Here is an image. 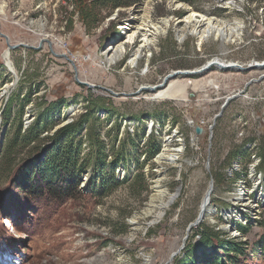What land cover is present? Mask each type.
<instances>
[{
  "label": "rangeland",
  "instance_id": "374dc122",
  "mask_svg": "<svg viewBox=\"0 0 264 264\" xmlns=\"http://www.w3.org/2000/svg\"><path fill=\"white\" fill-rule=\"evenodd\" d=\"M147 3L154 23L169 18L174 24L191 10L216 19L241 20L246 25L243 39L227 44V48L222 41L210 39L200 47L195 37L180 41L171 27L158 36L152 54L145 53L136 66H131L130 60L141 46V35L125 45L126 53L118 62L108 66L106 48L128 41L120 26ZM1 4L7 14H0L1 31L12 45L24 43L35 49L12 52L19 79L14 85L15 77L3 59L7 44L0 37V88L14 85L10 93L0 96V264H145L147 258L149 264H166L182 247L188 225L198 217L212 180L211 207L217 208L214 212L218 214L212 220L210 212L202 228L192 231L182 253L168 264L201 262L199 249L189 256H197L193 263L185 253L197 247L204 231L219 232L222 242L244 244L246 253L236 264H264V207L255 217L244 212L248 219L234 222L242 236L222 228L226 223L223 213L234 207L230 197L238 182L254 187L252 164L257 165L258 176L262 173L261 189L264 187V80L230 102L214 125L225 99L244 90L245 84L258 79L264 70L244 73L213 68L199 76L176 77L155 92L137 94L142 86H158L174 72L195 71L219 57L245 66L264 61V0H136L108 16L106 9H100L105 18L91 29L68 0H0ZM45 34L56 55L72 53L73 58L68 57L76 69L56 56L47 42L39 45ZM99 86L132 95L114 97ZM158 94L164 97L149 100ZM71 106L80 109L73 122L85 118L88 123V130L76 139L86 165L79 188L82 195L63 203L21 196L13 185L19 170L46 155L42 147L67 122L64 113ZM27 112L32 120L29 125ZM151 120L157 123L158 133L148 134L147 122ZM129 122L136 123L133 131L125 125ZM36 125L41 135L27 141L26 131ZM196 125L205 128L204 135L195 134ZM124 126L126 130L121 132ZM174 131L183 139L172 143L173 148L184 146L180 167L165 161L158 165L155 157L163 148L162 140ZM91 132L105 143L101 172L95 168L97 154ZM116 161L119 163L114 165ZM235 162L239 169L230 174ZM161 166L167 173L163 184L174 195L181 189L179 196L162 220L149 224L152 218L140 219L141 228L134 231L130 222L143 212L154 193L152 181ZM119 168L126 171L124 179L117 177ZM103 184L109 187L101 196ZM255 197L256 192L251 195ZM213 247L208 245V254ZM218 255L220 260L215 263L226 261L224 253Z\"/></svg>",
  "mask_w": 264,
  "mask_h": 264
},
{
  "label": "bare ground",
  "instance_id": "6f19581e",
  "mask_svg": "<svg viewBox=\"0 0 264 264\" xmlns=\"http://www.w3.org/2000/svg\"><path fill=\"white\" fill-rule=\"evenodd\" d=\"M140 8H137L132 12L131 21L120 26V29L125 31L128 35V41H121L106 48L105 55L106 64L108 66H112L116 62H118L119 59H121L126 53L127 48L125 47V45L134 43L140 35L143 37V39L141 40V46L138 48L135 54L133 53L134 55H132V58L130 60L131 66H136L139 59L145 53H149V55H151V47L155 46V44L157 43L158 36L167 34L171 27L176 30L177 34L179 35L180 41L186 40L188 37H195L198 41V45L201 47L204 42L209 41L210 39H213L214 41L220 40L222 41V44L225 48H227V44H235L239 41L241 42L244 36V30L246 28V25H244V22H242L241 20L237 19L235 21H231L227 19H218V17L216 19L207 15H203L201 13H196L192 10L189 11L188 16L184 20H177V22H175L174 24H171V20L169 18H164L160 22L154 23L151 19V9L149 8V3H147L143 9ZM0 14L7 16L5 12V5H0ZM43 26L44 25H42L41 27L43 28ZM42 36L45 40L49 38L47 34ZM57 44L61 45L59 42H57ZM11 57L12 56L8 58V51L5 50V53L3 54V59L5 62H7L10 69L12 71H15L14 63L12 62ZM212 62L215 64V67L217 69L220 68V66L227 67L234 64H240L239 62L223 60V58L221 59L220 57L218 59H213ZM252 65H254V63H252ZM89 85L94 86L92 84ZM187 85L191 84L187 83ZM156 87L165 88V86H162L161 84L150 88ZM11 88V85H7L5 87L0 88V96H6L8 93L11 92L9 91ZM144 88L149 87L145 86ZM159 88H157L156 90H158ZM163 97V94H158L157 96L151 97L149 100H160V98ZM79 110V107L71 106L70 108L66 109V112L69 115H75L79 112ZM26 120V125H29L31 122L30 112H27ZM150 131L151 130L148 129V132ZM163 139V149L155 157V161H158V165H161V161H165L169 165H176L180 167L179 161L184 152V146L182 145L178 146L177 148L174 147L175 149L173 148L172 143L174 142L175 134L169 136L165 135ZM256 167V164H252L250 169V179L252 181V184H254L253 189L248 188L245 181L241 180L237 184L238 188L235 190L234 193L231 194L230 197V201L234 205L233 209L224 212L226 223L223 224L222 228L229 231L232 235L235 236H242V234L239 232L238 226L234 222L243 223L247 220L246 216L244 215V212L248 213L252 217H255L257 213L262 209V207H264V187L261 189L262 173L260 176H258ZM236 169H239L238 163H235V166L229 171L230 174H232L233 171ZM166 176L167 173L164 170L163 166H161V170L159 171L155 179H153L152 181V188L154 189V193L151 195L150 200L145 205V209L143 210V212L134 216L130 222L134 231H137L139 228H141L139 225L140 219L150 217L152 218V222H150L149 224L158 223L160 220L163 219L168 209L175 201L176 195L172 194L168 187L163 184ZM255 192L256 197L251 198V195ZM207 211H213L211 217L212 220L214 219V215L216 216L218 214L215 213L216 208H213L211 206L208 207ZM149 262L150 258H147L145 264H149Z\"/></svg>",
  "mask_w": 264,
  "mask_h": 264
},
{
  "label": "trees",
  "instance_id": "16d2710c",
  "mask_svg": "<svg viewBox=\"0 0 264 264\" xmlns=\"http://www.w3.org/2000/svg\"><path fill=\"white\" fill-rule=\"evenodd\" d=\"M73 4L75 10L79 13L81 21L89 28H95L100 24L105 16L101 14L100 9H106L107 15L111 14L118 7L128 6L131 3H136V0H68ZM71 19V17H70ZM69 25L72 26V19L69 20ZM6 107V106H5ZM4 107V108H5ZM6 109V108H5ZM8 110V109H7ZM6 111V110H5ZM66 118V115H64ZM85 118L73 123L61 126L50 137V142L42 147L46 153L38 160H32L26 167L19 170L16 180L14 181L15 190L21 195L37 201L55 200L57 203L65 202L74 196L82 195L80 188L82 175L85 171V163L80 158L81 150L79 149L78 137L87 129L88 123ZM32 126V125H31ZM31 135H27V141L33 138H38L41 135L38 125L29 127L26 131ZM93 147L96 149L97 159L95 168L102 171L105 164L106 148L104 142L99 137L91 132ZM124 146V141H121ZM119 161L114 162L117 165ZM116 186L118 182L115 181ZM108 184L101 186V196L107 194ZM99 195V196H100ZM202 227L198 228L199 231ZM219 232L204 231L200 238V243L192 250L185 253L190 263L195 262V259H190V255L197 249L201 262L197 264H217L219 252L224 253L226 261L221 264H236L240 258L246 253L244 244L234 241L220 239ZM215 243V244H214ZM213 244L212 253L208 254L206 248ZM204 259V260H203Z\"/></svg>",
  "mask_w": 264,
  "mask_h": 264
},
{
  "label": "water",
  "instance_id": "95a60500",
  "mask_svg": "<svg viewBox=\"0 0 264 264\" xmlns=\"http://www.w3.org/2000/svg\"><path fill=\"white\" fill-rule=\"evenodd\" d=\"M0 37H2L3 39H5V41H6L7 51H8V58H10V56H11V54H12L13 51H15V50H17L19 48L35 49L34 47L29 46V45H26L24 43H19L18 45H12L11 44V41H10V38L4 32L1 31V20H0ZM43 42H47L49 44V46H50V50H52V52L54 53L53 43L50 40H48V39L45 40V39L42 38L41 41H40V43H39V45H41ZM56 56H58V57L60 56V57L65 58L67 61H69L72 64V66L74 67V69H76L74 61L72 59H70L67 54L64 53V54H59V55H56ZM212 61L213 60H211L209 63L203 65V67H201V68H199L198 70H195V71H187V70L186 71H182V70H179V71H177L175 73H172V74L168 75L164 79V81H163V83L161 85L162 86H165L168 81H170V80H172V79H174L176 77H179V76H184V77L185 76H199L201 74H205V73L209 72L210 70H212L215 67V64ZM252 63H254V65H252ZM252 63L249 64L248 66L241 65V64H238V65L237 64H234V65L227 66V67L220 66L219 69H221L223 71H236V72L240 71V72H244V73L245 72L254 71V70H264V61H261V63H259V62L258 63L257 62H252ZM5 66L9 69V71L12 72V74L15 77L14 85L17 84L18 81H19V79H18V75H17L16 71H12L10 69L9 65L7 64V62H5ZM262 80H264V73L261 76H259L258 79H252V80L248 81L245 84V89L244 90L239 91V93H237V94H234L232 96L227 97L225 99L224 103L222 104V108L220 110V113L215 117L214 125H215L216 121L218 119H220V117L223 115L224 111L229 106V103L230 102H232V101H234L236 99H239V97L243 93H246V91L249 89V87H251L254 84H259ZM80 83L83 84V85H86L90 89L98 88L96 86H91V85H89L87 83H83V82H80ZM14 85L12 84V87H14ZM100 88L103 89V90H105V91H107V92H109L114 97H119L120 95H125V96H131L132 95V94L129 95V94H125V93H123V94H117V93H115L112 90H109V89H106V88H103V87H100L99 86V89ZM157 88H159V87H156V88H144V87H140V89L137 92V94H139L141 91H150L151 90L150 92H152V91L155 92L154 90H156ZM190 96L191 97H194L195 95L191 94ZM58 129L59 128H57L56 130H58ZM212 129H213V127L211 128V133H210V136H209V146H210V148H212V146H211V140H212V134H213ZM205 132H206V130H205V128L203 126L196 125V127H195V134L197 136L200 137V136L204 135ZM208 161H209V158H208ZM207 166H208V169H209V167H210L209 166V162L207 163ZM213 184L214 183H213V180H212L211 183H210V185H209L210 188L207 191L206 196H205V198H204V200L202 202V205H201L202 207H201V210H200V213H199L198 217L196 218V220L194 222H192V223H190L188 225L189 227L187 228L186 236L183 239L182 247L176 253H174L171 256L170 260L166 264L173 262L174 259L176 257H178L182 253V251L185 248L186 241L189 239L190 234L192 233V231L195 228L200 227V225L203 224L204 219L206 218L207 214L210 213L207 210H208V207L211 206V197H212V195L214 193V185ZM180 191H181V189H178L177 194H176L177 197L179 196ZM216 210H217V208H216ZM217 231H221V230L217 229Z\"/></svg>",
  "mask_w": 264,
  "mask_h": 264
},
{
  "label": "built area",
  "instance_id": "2783aa9c",
  "mask_svg": "<svg viewBox=\"0 0 264 264\" xmlns=\"http://www.w3.org/2000/svg\"><path fill=\"white\" fill-rule=\"evenodd\" d=\"M65 54H67V53H65ZM67 55H70V57H72L73 58V56H72V53L70 52V53H68ZM64 115H66V120H67V122H65L63 125H66V124H69V123H71V122H73L74 121V119H73V117H74V115H69L66 111H65V113H64ZM102 115H103V117H106V114H105V110H102ZM31 122H32V120H31ZM190 123H193V121H191ZM111 125H113V123H111ZM125 125H128V128H129V130L130 131H133L134 129V127H135V125H136V123H132V122H129L128 124L126 123ZM199 126V125H198ZM123 129H122V131L121 132H123L124 130H126L125 129V126L124 127H122ZM212 128V127H211ZM148 129H150L151 131L150 132H148ZM147 132H148V134H151V133H153L154 131H155V133H158V130H159V127L157 126V123H155L154 122V120H151V121H148L147 122ZM172 134H175V139H174V142L176 141V142H178V143H181L182 141H183V139L181 138V137H179L178 135H179V133L177 132V131H174ZM171 134V135H172ZM104 140L106 141V142H108L107 141V139L104 137ZM164 140V139H163ZM163 140H162V142H163ZM173 142V143H174ZM143 143H145V141H143ZM161 147H162V145H161ZM163 149V148H162ZM260 161V160H259ZM236 163V162H235ZM235 163H234V166H235ZM237 171H238V169H236ZM235 171V170H234ZM233 171V172H234ZM117 177L118 178H121V179H124L125 177H126V171H125V169L124 168H122V169H117ZM240 182V181H239ZM238 182V183H239ZM250 217H251V215H250ZM246 219H248V217H246ZM236 236H238V235H236Z\"/></svg>",
  "mask_w": 264,
  "mask_h": 264
}]
</instances>
